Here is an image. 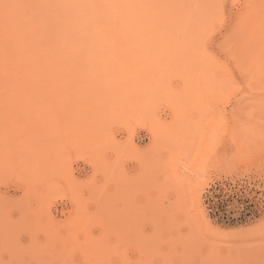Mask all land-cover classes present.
Returning a JSON list of instances; mask_svg holds the SVG:
<instances>
[{
	"label": "rangeland",
	"instance_id": "rangeland-1",
	"mask_svg": "<svg viewBox=\"0 0 264 264\" xmlns=\"http://www.w3.org/2000/svg\"><path fill=\"white\" fill-rule=\"evenodd\" d=\"M125 1L1 49L0 264H264V0Z\"/></svg>",
	"mask_w": 264,
	"mask_h": 264
},
{
	"label": "bare ground",
	"instance_id": "bare-ground-1",
	"mask_svg": "<svg viewBox=\"0 0 264 264\" xmlns=\"http://www.w3.org/2000/svg\"><path fill=\"white\" fill-rule=\"evenodd\" d=\"M85 1L0 0V60L5 59L1 49L5 48V53L6 51L9 53L10 60L22 61L28 44L47 43L49 36L56 32L85 28L87 26L84 20L86 12L81 10L78 14V9L85 7ZM122 3L127 1L99 0L100 9L105 14L108 9L112 13L114 10L117 17H120L123 11L120 6ZM66 6L70 11L77 12V15L66 18L62 13Z\"/></svg>",
	"mask_w": 264,
	"mask_h": 264
}]
</instances>
